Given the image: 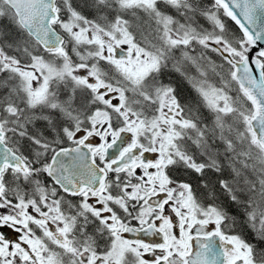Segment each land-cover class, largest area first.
Wrapping results in <instances>:
<instances>
[{
    "label": "snow or ice",
    "instance_id": "snow-or-ice-1",
    "mask_svg": "<svg viewBox=\"0 0 264 264\" xmlns=\"http://www.w3.org/2000/svg\"><path fill=\"white\" fill-rule=\"evenodd\" d=\"M0 264H264V0H0Z\"/></svg>",
    "mask_w": 264,
    "mask_h": 264
},
{
    "label": "trees",
    "instance_id": "trees-1",
    "mask_svg": "<svg viewBox=\"0 0 264 264\" xmlns=\"http://www.w3.org/2000/svg\"><path fill=\"white\" fill-rule=\"evenodd\" d=\"M233 27H235V26L233 25ZM248 236L251 238V234L250 233L248 234Z\"/></svg>",
    "mask_w": 264,
    "mask_h": 264
},
{
    "label": "flooded vegetation",
    "instance_id": "flooded-vegetation-1",
    "mask_svg": "<svg viewBox=\"0 0 264 264\" xmlns=\"http://www.w3.org/2000/svg\"><path fill=\"white\" fill-rule=\"evenodd\" d=\"M248 238L251 240V238L248 236Z\"/></svg>",
    "mask_w": 264,
    "mask_h": 264
}]
</instances>
